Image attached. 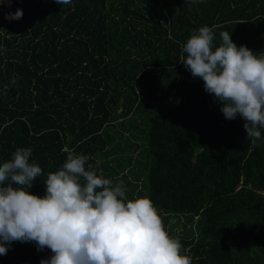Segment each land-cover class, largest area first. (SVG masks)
Returning <instances> with one entry per match:
<instances>
[{"label": "trees", "instance_id": "16d2710c", "mask_svg": "<svg viewBox=\"0 0 264 264\" xmlns=\"http://www.w3.org/2000/svg\"><path fill=\"white\" fill-rule=\"evenodd\" d=\"M17 9L19 21L5 19ZM203 26L214 46L227 31L238 47L264 55V0L0 3V164L30 148L43 174L29 193L42 198L67 148L113 184L124 160L131 169L141 157L145 197L165 224L179 216L189 224L168 234L192 264H264V129L255 144L247 140L244 121L225 119L181 63V45ZM130 174L137 189L141 177ZM8 249L0 264L52 255L35 242Z\"/></svg>", "mask_w": 264, "mask_h": 264}, {"label": "clouds", "instance_id": "9594fccd", "mask_svg": "<svg viewBox=\"0 0 264 264\" xmlns=\"http://www.w3.org/2000/svg\"><path fill=\"white\" fill-rule=\"evenodd\" d=\"M54 2L61 6L71 0ZM0 3L11 8V0ZM22 16L17 9L5 19ZM219 36L221 43L214 46L212 28L194 31L181 45V63L222 104L225 119L244 121L247 140L255 144L264 129V55L238 47L227 31ZM66 151L61 168L47 175L42 198L29 193L43 174L29 162L30 148H17L0 164V255L18 241L35 242L37 251L51 250L40 264H192L150 199H127L123 184L98 174L89 156Z\"/></svg>", "mask_w": 264, "mask_h": 264}, {"label": "rangeland", "instance_id": "374dc122", "mask_svg": "<svg viewBox=\"0 0 264 264\" xmlns=\"http://www.w3.org/2000/svg\"><path fill=\"white\" fill-rule=\"evenodd\" d=\"M141 127H144V126H141ZM140 132H142V130H140ZM136 134H138V132ZM125 135L128 136V133H126ZM131 135H132V133H131ZM141 138H142V136H141ZM142 142H143V139H142ZM125 156H127V155H125ZM125 156H122V157H125ZM108 160L111 162L112 157H109ZM123 163H124V166H121V168L123 169V172L118 173L119 174L118 179H121L120 183L123 184L124 190L128 193V195L133 196L134 199L146 198L145 195L147 196V189H145L144 180L147 179V167H146L147 165H146L145 159L139 157L138 162L135 161V162H132L130 164V166L132 165L131 169L129 168L128 160H124ZM132 171H134L136 175L141 177V181L138 183L139 186L137 189L133 188V186L129 185L125 180V177H128L130 182H133L135 179H137V178H133L134 176L130 174ZM144 175H145V177H144ZM147 181L148 180H146V185H147ZM161 218L163 220L164 227H165L166 231L168 233L170 232V234H173V233L183 234L184 226L187 228L189 227V224H188V222L184 216H179V217L170 219L168 221V224H165L166 216H162Z\"/></svg>", "mask_w": 264, "mask_h": 264}, {"label": "built area", "instance_id": "2783aa9c", "mask_svg": "<svg viewBox=\"0 0 264 264\" xmlns=\"http://www.w3.org/2000/svg\"><path fill=\"white\" fill-rule=\"evenodd\" d=\"M260 193L264 196V191H261Z\"/></svg>", "mask_w": 264, "mask_h": 264}, {"label": "water", "instance_id": "95a60500", "mask_svg": "<svg viewBox=\"0 0 264 264\" xmlns=\"http://www.w3.org/2000/svg\"><path fill=\"white\" fill-rule=\"evenodd\" d=\"M122 111V108L119 109V113Z\"/></svg>", "mask_w": 264, "mask_h": 264}]
</instances>
